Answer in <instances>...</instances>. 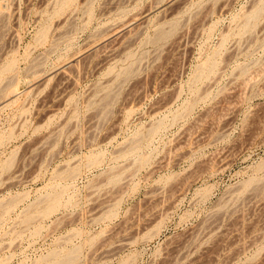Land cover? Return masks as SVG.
<instances>
[{"label": "rangeland", "instance_id": "374dc122", "mask_svg": "<svg viewBox=\"0 0 264 264\" xmlns=\"http://www.w3.org/2000/svg\"><path fill=\"white\" fill-rule=\"evenodd\" d=\"M56 1L0 0V264H264V0Z\"/></svg>", "mask_w": 264, "mask_h": 264}, {"label": "bare ground", "instance_id": "6f19581e", "mask_svg": "<svg viewBox=\"0 0 264 264\" xmlns=\"http://www.w3.org/2000/svg\"><path fill=\"white\" fill-rule=\"evenodd\" d=\"M8 1H9V0H8ZM52 1H53V0H52ZM54 1H56V0H54ZM58 1H60V0H58ZM61 1H62L63 5H64L65 8H66V5H67V4H64V1H65V0H61ZM78 2H79V0H78ZM85 2H86V1H85ZM62 3H60V5H61ZM68 3L70 4V2H68ZM73 3H74V2H73ZM91 3H92V2H91ZM58 4H59V3H58ZM69 4H68V5H69ZM71 4H72V3H71ZM71 4H70V5H71ZM92 4H93V3H92ZM49 5H50V4H49ZM54 5H55V6L57 5V1H56V4L54 3ZM75 5H77V2H76ZM75 5H73V6H75ZM52 6H53V5H52ZM73 6H72V7H73ZM89 6H90V4H89ZM261 6H262V4H261ZM261 6H258L259 8L257 7L255 11H253V12L251 11L252 13L250 12V14H251V16H252L251 18L255 19L254 17H257V15H259V12H260L261 10H260L259 12H258L257 10H258V9H261ZM59 7H60V6H59ZM4 8H5V7H4ZM60 8H62V7H60ZM60 8H59V9H60ZM67 8H68V6H67ZM80 8H81V7H80ZM0 9H1V8H0ZM48 9H49V8H48ZM59 9H57V10H59ZM63 9H64V8H63ZM73 9H75V8H73ZM54 10H56V8H55ZM57 10H56V13H57ZM71 10H72V8H71ZM78 10H79V9H78ZM1 11H2V9H1ZM3 11H4V10H3ZM72 11H73V10H72ZM72 11H71V12H72ZM75 11H76V10H75ZM44 12H45V11H44ZM51 12H52V11H51ZM58 12H62V11L60 10V11H58ZM63 12H64V11H63ZM67 13L69 14V12H67ZM89 13H90V12H89ZM4 14H5V13H4ZM7 14H8V13H7ZM74 14H75V13H74ZM250 14H249V16H250ZM69 15H71V14H69ZM69 15H68V16H69ZM1 16H3V15H1ZM52 16H53V14H52ZM66 16H67V15H66ZM90 16H91V15H90ZM49 17H50V15H49ZM64 17H65V16H64ZM247 17H248V16H247ZM57 18H58V17H57ZM62 18H63V17H62ZM62 18H61V19H62ZM68 18H69V17H68ZM251 18L249 17V19H251ZM45 19H47V18H45ZM64 19H66V17H65ZM249 19H248V20H249ZM65 21H66V20H65ZM67 21H68V20H67ZM175 21H178V20H175ZM251 21H252V20H251ZM251 21H250V22H251ZM59 22H60V21H59ZM61 22H62V20H61ZM81 22H82V20H81ZM133 22H134V21H133ZM172 22H173V21H172ZM245 22H246V21H245ZM63 23H65V22H63ZM177 23H178V22H177ZM48 24H49V23H48ZM48 24H47V25H48ZM66 24H67V22H66ZM251 24H252V23H251ZM83 25H84V24H83ZM114 25H116V24H114ZM247 25H248V23L246 24V26H247ZM111 26H112V25H111ZM135 26H136V25H135ZM160 26H161V25H160ZM172 26L175 28V27L177 26L176 22H175V23H172ZM246 26L244 25V27H246ZM46 27H47V26H45V28H46ZM49 27H50V26H49ZM49 27H48V28H49ZM168 27H169V30H168V29H165L164 26H163V27L161 26V27H159V29H157L158 31H156V33H157V35H156V40H157L158 38H159L160 40H161V38L164 39L167 35H168V36L170 35L169 33L173 30V27H171L172 30H170V25H169ZM244 27H243V28H244ZM43 28H44V27H43ZM43 28H42V29H43ZM45 28H44V29H45ZM56 28H59V27L57 26ZM56 28H55V29H56ZM106 28H107V27H106ZM131 28H132V27H131ZM246 28H247V27H246ZM246 28H244V29H246ZM59 30H60V29H59ZM64 30H65V29H64ZM133 30H134V29H133ZM133 30H132V31H133ZM175 30L177 31V28H176ZM44 31H46V33L49 32V30H44ZM47 31H48V32H47ZM54 31H56V30H54ZM65 31H66V30H65ZM107 31H108V30H107ZM41 32H43V31H41ZM126 32H127V31H126ZM173 32H174V30H173ZM63 33H64V32H63ZM63 33H62V34H63ZM54 34H55V33H54ZM58 34H59V36L62 37V34H60V33H58ZM70 34H71V32H70ZM40 35H42V34L40 33ZM55 35H56V34H55ZM44 36H45V35H44ZM63 36H64V35H63ZM153 36H154V35H153ZM168 36H167V37H168ZM42 37H43V36H42ZM47 37H48V36H47ZM47 37H46V38H47ZM154 37H155V36H154ZM154 37H153V38H154ZM62 38H63V37H62ZM42 39H43V38H42ZM68 39H69V38H68ZM70 39H71V38H70ZM154 39H155V38H154ZM56 40H57V39H56ZM60 40H61V39H60ZM156 40H154V41H156ZM64 41H65V40H64ZM158 41H159V40H158ZM41 42H42V41H41ZM17 63H18V62H17ZM14 64H15V62H9V64H8L4 69H5V70H14V66H15ZM66 64H67V63H66ZM69 64H70V63H69ZM69 64H68V65H69ZM214 64H215V63H214ZM214 64H212V66H213ZM70 65H71V64H70ZM129 65H130V64H129ZM129 65L126 66L127 68H125V69L123 68L124 71H121V72H122V73H123V72H124V73H128V72H130V69H131L132 66H129ZM132 65H133V64H132ZM210 65H211V64H210ZM63 66H64V65H63ZM63 66H62V67H63ZM128 66H129V67H128ZM207 66H208V65H207ZM3 67H4V66H3ZM15 67H16V66H15ZM62 67H61V68H62ZM197 67H198V66H197ZM202 67H203V65H202ZM202 67L200 66L201 70H203ZM214 67H215V66H214ZM214 67H213V68H214ZM65 68H66V67H65ZM65 68H63V69H65ZM205 68H206V67H205ZM208 68H210V69H209L210 71H207V70H206V72H212V71H213V69H211L212 67L209 66ZM132 69H133V68H132ZM201 70H200V72H203V71H201ZM204 70H205V69H204ZM211 70H212V71H211ZM3 72H4V71H3ZM199 74H201V73H199ZM206 74H209V73H206ZM4 75H5V74H4ZM125 75H127V74H125ZM201 75H202V74H201ZM14 76H15V75H14ZM199 76H200V75H199ZM199 76H198V77H199ZM12 77H13V76H12ZM0 78H1V77H0ZM4 79H7V78H4ZM194 81H195V80H194ZM2 82H3V79H2ZM2 82H1V84H0L1 87L7 86V85H2ZM5 83H6V82H5ZM3 84H4V82H3ZM9 84H10V83H9ZM9 84H8V86H9ZM13 84H14V83H13ZM11 85H12V83H11ZM11 85H10V86H11ZM8 86H7V87H8ZM10 86H9V87H10ZM7 87H6V88H7ZM12 87H13V86H12ZM110 88H111V87H110ZM0 89L2 90V88H0ZM11 89H12V88L10 87V91H11V94H12L13 91H12ZM13 89H15V88H13ZM3 90L5 91V90H8V89H3ZM3 90H2V92H3ZM16 91H17V90H16ZM6 92H7V91H6ZM111 92H112V91H111ZM111 92H108V93L105 92V93H106L105 96L107 95L105 98L110 97V95H111L110 93H111ZM113 92H114V91H113ZM113 92H112V93H113ZM3 93H4V92H3ZM15 93H16V92H15ZM4 94H5V93H4ZM7 94H9V91H8ZM13 94H14V93H13ZM4 96L7 97L6 94H5ZM10 96H11V95H10ZM6 97H5V98H6ZM113 97H114V96H113ZM7 98H8V97H7ZM1 99H2V98H1ZM1 99H0V100H1ZM100 99H102V98H100ZM108 99L111 100V98H108ZM3 100H4V99H3ZM13 101H14V100H13ZM104 101H105V100H104ZM107 101L109 102V100H107ZM10 102H11V101H10ZM10 102H9V103H10ZM9 103H7V104H9ZM101 104H102V103H101ZM5 105H6V104H5ZM103 106H104V105H103ZM105 106H106V105H105ZM107 108H108V107H107ZM106 110H107V109H106ZM159 126H160V125H159ZM159 126L157 125L156 127H159ZM156 127L154 126V128H156ZM151 130H152V129H151ZM139 139H140V138H139ZM133 146H134V145H133ZM117 179H118L117 176H112V177L110 178L111 181H116ZM54 188H55V187H54ZM59 190H60V189H59ZM54 193H55V192H54ZM57 193H58V196H57V197H53L52 199H50V201H49L48 199H46V200H48L49 203L46 202V203H47V206H45L46 204H44L45 207L42 206V207H44L43 209H41L42 211H39V210H37V211H39V213L43 212L44 214H47V213H49L53 208L55 209V208H56L55 206H56L57 203H58V198L60 197L59 192H57ZM46 194H47V193H46ZM50 194L54 195L52 192H50ZM50 194H48V195H50ZM55 194H56V193H55ZM60 194H61V193H60ZM50 196H51V195H50ZM50 196H49V197H50ZM54 196H55V195H54ZM49 197H48V198H49ZM46 198H47V196H46ZM59 200H60V199H59ZM11 201H12V200H11ZM0 205H1V203H0ZM5 206H6V205H5ZM6 207H7V206H6ZM6 207H5V209H7ZM0 208H1V206H0ZM8 209H9V208H8ZM2 210H3V209H2ZM5 211H6V210H5ZM35 211H36V210H35ZM2 212H3V211H2ZM1 214H2V213H1ZM41 214H42V213H41ZM1 216H2V215H1ZM1 216H0V217H1ZM28 217H29V216H28ZM55 251H56V250H55ZM79 251H80V249H79ZM77 252H78V247L72 248L70 251H68V252H66V253H63V254H61V253H57V252H55V253L52 252V253H54V254L52 255V258H53V259L51 258V260H50L49 263H47L48 261H47V262L43 261L42 264H44V262H45V264H73L74 261H75V259L77 258ZM79 253H80V252H79ZM46 258H47V257H46ZM46 258H45V259H46ZM47 260H48V259H47Z\"/></svg>", "mask_w": 264, "mask_h": 264}]
</instances>
